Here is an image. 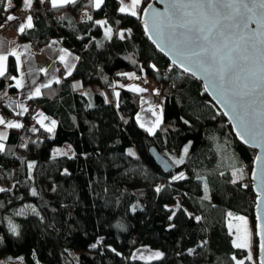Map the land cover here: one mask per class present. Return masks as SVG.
I'll list each match as a JSON object with an SVG mask.
<instances>
[{
	"label": "trees",
	"instance_id": "16d2710c",
	"mask_svg": "<svg viewBox=\"0 0 264 264\" xmlns=\"http://www.w3.org/2000/svg\"><path fill=\"white\" fill-rule=\"evenodd\" d=\"M21 1L11 0L5 11L0 0V25ZM148 1L140 0L135 16L121 12L119 0H103L99 8L94 0H76L43 13L33 1L34 30L19 39L36 45L30 55L59 39L79 56L71 75L86 89L71 92L65 73L29 100L55 121L52 131L27 120L7 129L0 151V264L11 258L24 264H235L239 258L256 264L255 197L248 180L242 185L232 177L240 167L249 172L255 152L236 140L201 82L172 67L146 40L139 16ZM98 19L111 29L107 37ZM122 28L126 37H119ZM7 57L3 112L14 111L17 95L14 57ZM127 73L161 87V119L152 134L135 118L139 94L117 81ZM64 144L72 156L51 155ZM149 147L171 163L170 172L157 167ZM181 173L182 179L172 178ZM27 204L37 212H21ZM229 212L250 219L254 259L233 246ZM141 246L161 257L135 259L131 253Z\"/></svg>",
	"mask_w": 264,
	"mask_h": 264
},
{
	"label": "water",
	"instance_id": "95a60500",
	"mask_svg": "<svg viewBox=\"0 0 264 264\" xmlns=\"http://www.w3.org/2000/svg\"><path fill=\"white\" fill-rule=\"evenodd\" d=\"M151 5V8H149ZM167 0H149L148 3L143 6L139 19L141 29L143 31L146 40L154 47L157 52L168 61V63L175 69L192 75L197 81L202 84V89L206 93L209 102H212L217 111L222 113L227 123L230 124L231 131L234 133L236 140L254 150V158L251 162V167L248 172V183L251 187V191L255 197L252 204V219L254 221V236L256 243V264H264V251L261 250V235L259 226H264V182L261 180V168L264 167V160L257 162L256 157L258 155L264 156V148L258 146L260 144L259 131L264 122V84L261 83L259 71L262 63V53L264 49L261 48L257 41H253L255 46H248L244 42L239 40L241 30L233 25L232 21L224 19L221 14L215 15L213 11H209L207 17H201L198 12L193 10V16L189 19L195 22L197 28L202 29L199 34L201 37H208L209 52L215 51L217 56V62L215 63L214 70L218 71L221 68L227 69L228 78L224 87L220 86L219 80L214 75H210L200 70L191 60H182L179 52L184 49V44L180 33L186 31L184 28L176 27L174 30L167 27V22L163 17L157 18V22L161 23V29L163 36H158L152 30L154 16L153 13H163L167 8ZM256 19H260L259 16ZM219 21V25L222 26L224 36H221L212 25ZM146 22L148 31L146 33ZM257 25L255 23L249 24V28L255 29ZM211 29V32L209 30ZM173 31L175 35H173ZM149 36L153 38L150 39ZM225 37H231V39L225 41ZM174 41H180V43L174 46ZM227 43L228 49H235L231 53L233 63L229 67L226 60L221 58L226 55L228 49L223 47L224 43ZM176 63H173V61ZM191 67L192 71H186V68ZM207 89V91H206ZM255 89V90H253ZM239 96H244V100L241 102ZM237 104V111L232 112L228 105L223 102ZM239 115H244L254 125L256 135L254 137H241L238 135L242 129L239 127ZM149 153L154 160L158 168L164 172H170L171 163L164 158L159 151L153 147H149ZM256 171V178L253 179V171Z\"/></svg>",
	"mask_w": 264,
	"mask_h": 264
},
{
	"label": "snow or ice",
	"instance_id": "6c2138e0",
	"mask_svg": "<svg viewBox=\"0 0 264 264\" xmlns=\"http://www.w3.org/2000/svg\"><path fill=\"white\" fill-rule=\"evenodd\" d=\"M43 2V0H41ZM76 0H51V4L53 8L62 7L65 4H74ZM101 3H103V0H95V6L97 8L100 7ZM9 7L11 6V0H8ZM140 4V0H131V7L130 8H124L121 7L119 10L121 12H127L129 15H136V7ZM32 5V0H23V8L24 10H27ZM167 8L166 10L161 12H155L153 13L154 20L152 25V30L156 33L158 36H163V31L161 29V23L163 22H157V18L163 17L164 20L167 22V27L172 28L173 30L176 27L184 28L186 29L185 32L180 33V37L182 38L184 49L179 52V55L182 60H191L196 67H198L200 70L204 71L205 73H208L210 75L216 76V78L220 82V86L224 87L227 78H228V72L227 69L221 68L220 70L216 71L214 70V65L217 62V56L216 52L212 51L209 52V47L207 44L208 37H201L200 32L203 31L200 28H197L195 26V22L190 17L193 16V10L198 12V14L201 17H207L209 14V11H213L215 15H223L224 19L228 21H232L233 25L235 27L240 28L241 35L239 37V40L244 42L248 46L254 47L255 45L252 44L253 41H257L261 48L264 49V0H167ZM149 8H151V5H149ZM7 11V8L4 9ZM259 16L260 19H256V17ZM16 19V17L9 15L7 16V21H12ZM32 17L28 16L26 23H21L18 26V33H23L26 28H31L32 24ZM255 23L257 27L255 29L249 28V24ZM0 27H3V25H0ZM212 28H215L216 31L221 35L224 36L222 26L219 25V21L215 22L212 25ZM145 31L147 33V22H146V28ZM111 32V29H106L105 36L107 37ZM211 32V29L209 30ZM173 35H175V32L173 31ZM150 39H152V36H149ZM231 39V37H225V41ZM180 43V41H174V46L176 44ZM223 47L225 49H228V45L225 42L223 44ZM235 51V49H228L226 52V55L222 57V60H226L228 63V66L230 67L233 63L232 55L231 53ZM10 55L17 56V59H19L17 53L10 52ZM7 55H0V77L5 75L6 72V62H7ZM63 59V58H61ZM261 60L264 61V53H262ZM173 63H176L174 60ZM186 71H192L191 67L186 68ZM70 74V73H69ZM260 80L261 83L264 84V63H262L260 71ZM130 79L136 78L135 76H129ZM21 81H17L16 87H22ZM48 85H45L47 87ZM135 92H143L144 89L133 87L131 89ZM255 90V89H253ZM207 91V89H206ZM40 89L39 87L35 90V95H39ZM159 94L158 92L156 93ZM118 96V93L116 94ZM31 98V97H29ZM239 100L242 102L244 100V96H239ZM225 102L228 107L231 109L232 112L237 111V104L234 103H228ZM23 111H27V109H22ZM239 127L242 129L240 132H238V135L243 137H254L256 135L254 130V125L247 119L244 115H239ZM42 124V120L38 121ZM5 121L3 119H0V124H4ZM53 126L55 122L53 121ZM160 123V118L158 117L155 123V126L151 129H148L149 133L152 134L155 131V127H157ZM7 127L9 128H19L21 127L20 124H15L12 122H8ZM143 126V125H142ZM52 128H48L47 131H52ZM6 136L0 134V140L5 139ZM259 139L260 144L258 146L264 148V122H262L260 131H259ZM4 150L3 144H0V151ZM188 149H184V153L187 154ZM131 154V153H130ZM264 160V156L258 155L256 157V161L260 162ZM173 163L181 164L183 163V159L176 160L173 158ZM33 165L29 164V169H31ZM176 178H183V174L181 173L179 177ZM256 178V171H253V179ZM261 180L264 182V167L261 168ZM236 181L234 180L233 183ZM5 191L4 189H0V192ZM159 191V189H157ZM33 195H36L35 191L32 193ZM231 215V214H230ZM199 217H197V220ZM243 220V218H238ZM231 227V226H230ZM261 229L258 233L261 235L262 243H261V250L264 251V226H259ZM12 231L15 232V227H12ZM234 246L237 248H244L247 247V236L243 238V240L240 239L238 236L237 241L233 242ZM95 247V245L93 246ZM156 257H159L161 254L156 253ZM251 259V256L248 257ZM239 264H243V262H239Z\"/></svg>",
	"mask_w": 264,
	"mask_h": 264
},
{
	"label": "crops",
	"instance_id": "0c3cea01",
	"mask_svg": "<svg viewBox=\"0 0 264 264\" xmlns=\"http://www.w3.org/2000/svg\"><path fill=\"white\" fill-rule=\"evenodd\" d=\"M33 1L34 0H32L31 7L27 10H24L22 0L21 5L17 10L20 12H27L29 14L32 10ZM49 2L51 3V0H49ZM120 4L122 7H124L122 3ZM9 15L16 17V14L14 13L8 14L7 16ZM7 16L5 17L4 22L1 24L3 25V27H0V55L14 57L16 74L13 78V84L16 87L17 81H21L23 86L19 88L16 87L17 95L14 111H16L18 117L16 119H10L4 124H0V134L5 136L7 135L6 132L8 127L6 125L8 122L20 124L21 126L27 123V121L23 117L24 111L22 110L25 109L26 102H28L30 99L39 96L41 93V89L45 87V85H50L59 82L58 69L56 68V66H54V61H60L61 66H63L66 74L72 72L76 62L78 61L77 56L67 46L62 44L61 41L57 38L50 39L48 42L45 43V46L40 47L39 52H35L34 55H30V41L26 39L20 40L19 36H21V33H18L17 31L18 26L21 23H26L27 17L22 20H19L16 17V19L12 21H7ZM98 23L102 25V31H104L105 34L106 29H108L107 26L103 25L102 19H98ZM31 24L32 27L26 28L24 31L27 32L29 35H31L30 33H32V31L34 30V24L32 23V21ZM10 52L17 53L19 59H17V56L15 55H10ZM131 76H135L136 78L130 79L129 73H127L126 82L122 83L121 86L131 92H135L131 90L133 87L144 89L143 92H137L140 96V100L139 108L135 113V118L137 120L139 116V120L143 122L145 129H148L147 127L151 129L155 126L157 118L159 117L161 119L160 113H157V107H153L152 105H150V93L153 87L149 85L145 81V79L139 77L138 74L136 75L133 73ZM38 87L40 89L39 95H35V90ZM40 120H42L43 126L41 123L38 122ZM53 121L54 120L51 118L50 115H47L42 110L38 109L32 121H29L28 124L30 127H39L47 131L48 128L54 129L55 124L53 126ZM156 128L157 127H155V129ZM3 140H0V144ZM247 222L249 223V219ZM249 232L251 231L248 230L247 234Z\"/></svg>",
	"mask_w": 264,
	"mask_h": 264
},
{
	"label": "rangeland",
	"instance_id": "374dc122",
	"mask_svg": "<svg viewBox=\"0 0 264 264\" xmlns=\"http://www.w3.org/2000/svg\"><path fill=\"white\" fill-rule=\"evenodd\" d=\"M119 2L123 4L124 8H130L131 7V0H119ZM18 12H20V11L17 10V13ZM127 34H128V31L126 29H124V28L120 29L119 37H126ZM132 74L133 73H129V76H131ZM134 74L137 75L138 73H134ZM138 76L141 77L139 74H138ZM147 79H145L146 82H147ZM125 82L126 81H124L122 83H125ZM149 85H151V84H149ZM151 86L153 87L154 85L152 84ZM152 91H153V88H152ZM156 107H157L156 108L157 113H160V106H156ZM139 119L140 118L138 116V118L136 120L137 123L141 127H144L143 122H141ZM147 128L150 129L149 127H147ZM148 129H146V130L148 131ZM50 153L52 156H60L61 154H64L67 156H72V154H73L72 150L70 149V147L67 144L52 147ZM179 176L180 175H177V176L172 177V178H176ZM232 177H233V180H236V181L240 182L242 185H245L247 183V180H248V171L245 170L243 167H240L238 169H235V171H233ZM135 206H137V204H134L132 209L135 208ZM20 211L21 212H30V213L31 212H34V213L37 212L36 208H34V206L32 204L31 205L27 204V205L22 206ZM238 218H243V220L238 219ZM225 220H226V230L229 231L231 236H232V239H231L232 244L234 241H237L238 236L240 237L241 240H243V238L246 235L247 236V244H248V246L245 247L246 252H247L246 256L248 258L250 255L251 259H254V252L252 250L251 241H250V238H251L252 233H253V230H252V227L250 224V219H249V223H248L247 222L248 221L247 216L242 215V214H234V213L229 212V213H227ZM248 230H250L251 232H249L247 234ZM233 246H234V244H233ZM156 253L161 254L160 250H158V249H154V248L150 249L148 247L141 246V247L134 249L131 253V256L134 257L135 259L140 260V261H142V260L143 261H150L152 259H158L161 257V255L159 257H156V255H155ZM240 260L241 259L239 258V260H235L234 263L239 264ZM1 264H24V263H22L19 258H11L10 260L3 261Z\"/></svg>",
	"mask_w": 264,
	"mask_h": 264
},
{
	"label": "built area",
	"instance_id": "2783aa9c",
	"mask_svg": "<svg viewBox=\"0 0 264 264\" xmlns=\"http://www.w3.org/2000/svg\"><path fill=\"white\" fill-rule=\"evenodd\" d=\"M36 1L38 3L39 11L41 13H43L45 11H49L51 9V4L48 0H43V2H41V0H36ZM4 4H5V8H10L9 4H8V0H5ZM15 14L19 20H22L23 18L29 16V14L27 12H23V11L18 12V13L16 11ZM29 45H30V48L32 51H34V49H36L35 44L30 43ZM55 65L57 66V69H58L59 80L61 81V80L65 79L66 76H65L64 69L59 65L58 62H56ZM160 72L165 74L167 72V69L166 68L161 69ZM67 79L69 80V85H70L71 91L73 93L78 94L79 92L85 91L86 87L82 84L80 79L78 80V79L73 78L71 73L67 75ZM117 81H120L121 83L126 81L124 74H122L118 78ZM147 83L154 85L153 91L150 93L151 94L150 105H152L153 107L160 106L159 101L162 99L161 87L152 78H148ZM157 92L159 93L158 95L156 94ZM25 109H27V111H24V114H23L24 119L27 121H32L34 115L36 114L37 110L39 109V106L35 105L32 101H28V102H26ZM0 117L5 122H7L10 119H16L18 117V115H17L16 111L7 110L4 112L0 111Z\"/></svg>",
	"mask_w": 264,
	"mask_h": 264
}]
</instances>
